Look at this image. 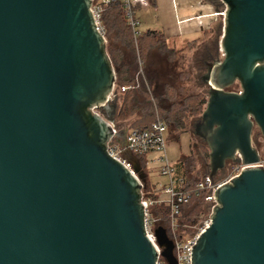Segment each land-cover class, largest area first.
Wrapping results in <instances>:
<instances>
[{
    "label": "water",
    "instance_id": "1",
    "mask_svg": "<svg viewBox=\"0 0 264 264\" xmlns=\"http://www.w3.org/2000/svg\"><path fill=\"white\" fill-rule=\"evenodd\" d=\"M227 7L194 135L213 181L229 163L193 264H264V0ZM92 0H0V264H157L135 176L111 157L119 100ZM222 57V58H221ZM238 84L239 92L229 88ZM105 120L91 109L101 104ZM110 123V124H109ZM170 264L173 243L156 231Z\"/></svg>",
    "mask_w": 264,
    "mask_h": 264
},
{
    "label": "built area",
    "instance_id": "2",
    "mask_svg": "<svg viewBox=\"0 0 264 264\" xmlns=\"http://www.w3.org/2000/svg\"><path fill=\"white\" fill-rule=\"evenodd\" d=\"M115 5H120L125 18L133 30L134 37L138 38L141 33L138 31L140 23L136 19V10L139 5H149V0H92L91 11L95 19L98 31L105 37V29L102 24L103 14L107 9ZM227 7L223 4L222 9L216 15L225 20ZM106 38V37H105ZM130 88L119 87L116 83L111 95L107 99L113 102L120 99ZM101 104L91 109L94 115H98L105 120L102 108L107 105ZM110 124V123H109ZM113 130V137L110 139L111 157L122 163L135 176L134 160H138L141 171L147 167H153L157 172L167 179L165 186H154L153 190L147 192L146 185L142 184V204L145 207L147 237L154 244L157 253V264H170L163 256L165 251L158 243L156 231L162 227L165 229L168 239L173 243V257L176 264H193V250L199 237L210 224V218L217 205L216 192L233 178L237 177L244 169L243 165H235V170L226 180L213 181L204 175L202 178L194 179L190 182L189 177L179 176L167 154V133L169 125L159 116L156 121L147 129L134 128L127 125L125 134H122L115 125L110 124ZM142 158L146 161V166H142ZM258 166L264 168V145L262 147L261 159ZM147 178V177H146ZM148 182V180H147ZM155 196V198H153ZM194 199H198L210 204V214L207 221L201 225L190 226L184 223L187 207ZM167 210V227L161 226V219L157 217L154 208ZM165 259V261L163 260Z\"/></svg>",
    "mask_w": 264,
    "mask_h": 264
},
{
    "label": "trees",
    "instance_id": "3",
    "mask_svg": "<svg viewBox=\"0 0 264 264\" xmlns=\"http://www.w3.org/2000/svg\"><path fill=\"white\" fill-rule=\"evenodd\" d=\"M102 24L105 29L107 40L106 49L113 68L116 71V84L119 87L130 88L120 99L123 101L117 117V127L122 134H125L126 126L129 124L134 128L147 129L159 116L170 127L171 130L185 129L186 112H191L195 116H200L204 112L207 104L205 95H196L186 98L183 109L179 107L177 101V89L172 85H166L161 95L157 96L152 93V82L149 75H143L137 64V51L140 59L147 62L150 52L154 49L169 50L167 51L169 62L174 56V49L171 50L167 44L166 38L161 34L152 32L141 34L138 38L134 37L133 30L129 26L123 9L120 5L110 7L105 11L102 17ZM121 49V50H120ZM128 50L132 55V60L125 62L123 55L124 50ZM146 69V67H145ZM148 76V77H146ZM168 103L163 106L161 103ZM140 114L142 119L131 123L129 119ZM256 144H260L256 138ZM208 153L204 156L207 158ZM142 160L143 168L146 166L144 158ZM206 175V174H205ZM189 175L190 182L195 179ZM199 178V177H196ZM217 180V177L215 178ZM151 191V186L147 182V192ZM155 198V196L153 197ZM203 201L194 199L187 207L184 223L195 224V217L201 213ZM156 215L161 219V226L167 227V210L163 208H154Z\"/></svg>",
    "mask_w": 264,
    "mask_h": 264
},
{
    "label": "rangeland",
    "instance_id": "4",
    "mask_svg": "<svg viewBox=\"0 0 264 264\" xmlns=\"http://www.w3.org/2000/svg\"><path fill=\"white\" fill-rule=\"evenodd\" d=\"M213 35L214 30L209 31V34L206 35L205 39L208 40L207 45L192 43L186 45L183 50H179L181 47L179 48L175 43H171L169 47L171 50L174 49L175 51L174 56L170 58L172 62H169V58H167L166 56L168 55L167 51L169 50L154 49L150 52V57L148 58L146 63L140 59L139 52L137 51V64L139 66L140 72L143 75H149L151 77L152 93L154 94V96L161 95L164 86L172 85L177 89L178 97L176 102L182 109L185 99L192 96L205 95L208 102V88L206 85H203L201 81V77L206 73V70L202 69V64L199 63V60L201 59L206 47L212 49L214 53L217 54V37ZM124 51V61H131V53L128 50ZM214 57L216 59L217 55H214ZM240 90V86L238 84H235L233 87L229 88L228 91L239 92ZM122 103L123 101L120 100V107L122 106ZM161 104L163 106L169 105L168 103H166L165 105L163 102ZM206 105L204 107V111L206 109ZM139 116L140 114L133 116L129 119V121L131 123L139 121L142 119ZM201 116L202 115L195 116L188 111L186 112L184 131L182 132V130L180 129H169L167 133V154L173 166L176 168L177 174L179 176L189 177V175L191 174L193 175L192 178L195 177V179H199L209 171L208 165L210 163V150L208 146L204 142L199 140L193 133V125ZM256 135L257 133L254 132L253 139L255 146L262 152L263 144L261 143V141L260 144H256ZM206 153H208V157L204 158ZM234 170V164L229 163L226 171L223 174L220 173L217 177V180H226L229 176L232 175ZM144 174L147 177L146 179L148 180L149 185L151 186V190H153L154 186L159 187L165 186L167 184V179L161 176L153 167L149 166L145 168ZM202 204V211L197 217H195V224L190 225V223L186 222L190 226H199L207 221L206 219L210 214L211 206L210 204L205 202H202ZM163 260L165 261V259Z\"/></svg>",
    "mask_w": 264,
    "mask_h": 264
},
{
    "label": "crops",
    "instance_id": "5",
    "mask_svg": "<svg viewBox=\"0 0 264 264\" xmlns=\"http://www.w3.org/2000/svg\"><path fill=\"white\" fill-rule=\"evenodd\" d=\"M222 7L220 0H149V5L138 6L136 19L141 34H161L169 46L175 43L183 50L192 43L207 45L211 30L219 43L224 21L216 14Z\"/></svg>",
    "mask_w": 264,
    "mask_h": 264
},
{
    "label": "flooded vegetation",
    "instance_id": "6",
    "mask_svg": "<svg viewBox=\"0 0 264 264\" xmlns=\"http://www.w3.org/2000/svg\"><path fill=\"white\" fill-rule=\"evenodd\" d=\"M214 55H217L214 53V51L208 47L205 48L201 59L199 60V63L202 64V69L206 70V67L209 63L213 62V60L215 59ZM254 132L257 133L256 137L259 139V142L261 141V143L263 144V138L260 134V131L255 128Z\"/></svg>",
    "mask_w": 264,
    "mask_h": 264
}]
</instances>
